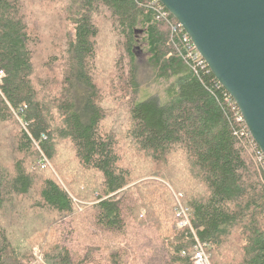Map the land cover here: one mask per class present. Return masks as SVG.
Wrapping results in <instances>:
<instances>
[{
  "label": "trees",
  "instance_id": "obj_1",
  "mask_svg": "<svg viewBox=\"0 0 264 264\" xmlns=\"http://www.w3.org/2000/svg\"><path fill=\"white\" fill-rule=\"evenodd\" d=\"M31 1L0 0V70L5 72L0 125L18 126L19 119L23 128L13 134V146L31 159L12 161L10 171L0 164V207L9 194L36 191L37 205L46 211L74 214L84 201L76 189L40 169L48 168L46 160L54 159L60 144H67L76 170L99 181L89 212L102 232L92 247L106 264H140L133 229L159 241L158 264H195L197 241L209 246L212 264H264V162L257 161L258 147L238 121V107L225 101L226 90L212 71L203 65L194 70L179 54L182 32L174 33L160 17L164 5L154 0H58L61 18L72 29L55 46L56 54L36 64L47 46L40 31L55 26L33 32ZM102 21L111 23L128 60L119 64V89L130 95L126 136L131 154L122 151L120 136L106 127L105 96L95 75ZM140 41L155 77L169 83L166 100L139 98L134 51ZM125 156L144 157L148 163L139 169ZM63 173L59 169L65 178ZM179 193L191 226L179 225ZM11 241L1 229L0 264H29ZM60 246L46 254L44 264L97 263L93 250L78 262L71 249ZM151 261L144 263L157 264Z\"/></svg>",
  "mask_w": 264,
  "mask_h": 264
},
{
  "label": "rangeland",
  "instance_id": "obj_2",
  "mask_svg": "<svg viewBox=\"0 0 264 264\" xmlns=\"http://www.w3.org/2000/svg\"><path fill=\"white\" fill-rule=\"evenodd\" d=\"M35 10L30 15L29 21L34 33H37L41 28H46L50 24H54L52 30H41V36L46 40V50L41 54H37V63L43 64L47 62L52 54H56L55 46L62 44L66 40L65 34L72 25L67 26L58 0H34L29 2ZM103 30L98 43V60L96 79L100 82L102 93L105 96V104L108 118H106V127L108 130L116 132L123 145L122 151L134 153L127 138L128 127V103L130 95L125 90L119 89V78H122V69L120 62L128 63L127 57L124 55V47L119 44L120 38L112 29L111 23L108 24L102 21ZM69 27V28H68ZM72 29V28H71ZM135 55L138 65V80L140 82L139 98L144 100L149 96H158L162 100L169 98L168 90L169 83L160 80L153 72L150 66V54L145 51V43L140 41L136 44ZM36 58V57H35ZM123 65V64H122ZM124 84V83H123ZM17 118V117H15ZM17 120V119H16ZM19 119L14 123H3L0 125V164L6 166L8 170L12 168L14 160H31L25 153H20L15 149L14 136L16 130L22 129ZM21 125V126H20ZM67 144H60L58 154L54 159L47 162L48 168L43 171L50 170L56 179L64 185V187H72L76 189L78 195L84 200L78 202L74 214L67 216L66 214H58L52 211H46L41 205H37L38 197L36 191L27 196H16L9 194L0 207V230L4 229L13 244L21 251V254L27 256L29 264H44L46 254L52 253L56 248H61L60 245H65L71 249L73 257L79 262L85 258L88 250L92 253V258L96 264H106L100 252L92 246L97 242L96 238L102 236V232L92 224L90 207L95 201V187H98L99 181L92 174H82L78 170L72 159V154ZM126 162L133 164L141 169L144 168L148 161L143 157L141 159L124 157ZM28 171H35L31 165L27 166ZM59 169L64 171L65 178L61 177ZM146 179V178H145ZM141 181V180H140ZM170 186V185H169ZM171 187V186H170ZM172 192L175 194L173 188ZM42 209H41V208ZM85 209H84V208ZM84 210V211H83ZM129 229H133L135 224L128 223ZM138 235L140 264H145L149 258L151 263H157L162 258V250L160 243L154 236H146L142 231L133 229ZM92 234L94 236H92ZM206 250L209 246L205 247ZM158 264V263H157Z\"/></svg>",
  "mask_w": 264,
  "mask_h": 264
},
{
  "label": "water",
  "instance_id": "obj_3",
  "mask_svg": "<svg viewBox=\"0 0 264 264\" xmlns=\"http://www.w3.org/2000/svg\"><path fill=\"white\" fill-rule=\"evenodd\" d=\"M192 38L264 153V0H159Z\"/></svg>",
  "mask_w": 264,
  "mask_h": 264
},
{
  "label": "built area",
  "instance_id": "obj_4",
  "mask_svg": "<svg viewBox=\"0 0 264 264\" xmlns=\"http://www.w3.org/2000/svg\"><path fill=\"white\" fill-rule=\"evenodd\" d=\"M154 1L157 2L159 0H154ZM172 16L173 15L170 13V11H167L165 6H164L161 10L160 17H163L165 20L170 22L169 24H171V28H172L174 33L178 32V31L182 32L181 44H182L183 48L182 49L179 48L178 51H179V54L181 55V57L184 59L185 63H188L194 70H196V67L198 65L207 66L209 68L207 62H205V59L202 57V55L200 54L198 49H196L197 47L193 43L192 38L190 36H188L189 34L186 32V30L184 29L182 24H180L179 21H177V19H176V22L171 21ZM210 71H211V69H210ZM4 76H5L4 70H0V82H2V79ZM220 86L222 87V84ZM225 99H226L225 101H227V102L233 101V97L230 95V93L227 90H226V94H225ZM236 105H237V103H236ZM237 107H238V105H237ZM238 109H239V112H238L239 116L237 117V119H238V121H243L245 123L244 117L240 113L241 112L240 108L238 107ZM246 126L247 125L245 123V127ZM246 129L250 133L248 127H246ZM250 135H251V133H250ZM256 145L258 147L257 152H255L257 161L259 163L263 164L264 153H262V150L258 146L257 143H256ZM176 196H177V201H179V199H178L179 197L182 198V195L180 193L176 194ZM179 204H180V207L177 208L178 209L177 216L179 217V221H178L179 225L182 227L183 226H191V222H189L190 219L187 215V209H184V206L181 205L180 201H179ZM194 248H195V255H194L193 261H195V264H210V262L208 261L209 256L206 252L205 245L203 243H201L200 241H197V244Z\"/></svg>",
  "mask_w": 264,
  "mask_h": 264
},
{
  "label": "bare ground",
  "instance_id": "obj_5",
  "mask_svg": "<svg viewBox=\"0 0 264 264\" xmlns=\"http://www.w3.org/2000/svg\"><path fill=\"white\" fill-rule=\"evenodd\" d=\"M2 81H3V79H2ZM14 112H15V114H17V112L14 110ZM47 161V160H46ZM48 162V161H47ZM48 164V163H47ZM179 204V203H178ZM181 205L182 206H184L182 203H181ZM179 207H180V204H179ZM179 207H177V208H179ZM184 209H187V215H188V217H189V209L188 208H186V206L184 207ZM178 211V210H177ZM208 261L210 262V264H212L211 263V261H210V257H209V259H208ZM194 263H195V261H194Z\"/></svg>",
  "mask_w": 264,
  "mask_h": 264
}]
</instances>
